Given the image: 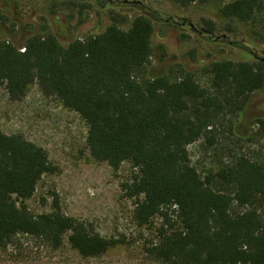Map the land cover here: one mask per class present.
Segmentation results:
<instances>
[{
	"label": "trees",
	"instance_id": "16d2710c",
	"mask_svg": "<svg viewBox=\"0 0 264 264\" xmlns=\"http://www.w3.org/2000/svg\"><path fill=\"white\" fill-rule=\"evenodd\" d=\"M78 1L100 7L108 2ZM172 1L186 7L211 0ZM218 1L223 19L246 24L264 9V0ZM111 13L101 29L70 37L66 25L57 23L62 26L56 30L50 24L58 20L55 14H41L36 27L0 8V86L18 100L36 83L84 120L85 144L95 160L113 169L131 164L121 189L134 199L137 225L152 229L144 246L150 257L165 264H264V161L242 154L202 177L187 149L198 139L213 145L218 120L264 93V61L213 59L205 66L209 86L180 64L175 72L152 75L153 14L138 12L124 27L125 17ZM204 24L208 32L215 30L213 22ZM19 27L28 31L16 43ZM254 122L264 132V118ZM52 169L41 146L0 128V247L28 234L53 248L66 240L82 257L102 255L119 240L56 203L40 213L27 207L38 181ZM154 218L160 219L157 225Z\"/></svg>",
	"mask_w": 264,
	"mask_h": 264
},
{
	"label": "rangeland",
	"instance_id": "374dc122",
	"mask_svg": "<svg viewBox=\"0 0 264 264\" xmlns=\"http://www.w3.org/2000/svg\"><path fill=\"white\" fill-rule=\"evenodd\" d=\"M218 6V0L186 7L172 0H108L103 7L78 0H0V8L7 14L13 13L21 22L30 21L36 27L41 24V14L49 13L50 18L55 14L58 20L50 24L54 29L66 25L70 37H84L101 29L111 22V12L125 17L124 27L138 12L153 14L150 73H162L168 68L175 72L180 64L193 71L204 86L211 84L205 66L213 59L252 61V54L264 58V9L256 22L246 24L223 19ZM81 7L82 17L77 14ZM80 18L83 23H78ZM181 18L198 26L209 20L215 31L208 39L192 32L188 25L175 23ZM27 31L19 27L18 35L12 39L20 42ZM222 33L227 38L216 39ZM238 42L249 49L238 48ZM255 117L264 118L262 92L254 93L243 111L218 120L219 136L213 145L203 139L188 144L190 162L202 177L242 154L264 161V132L254 122ZM0 128L24 135L47 152L53 169L42 176L34 194L25 201L32 212L49 211L56 203L64 213L90 222L103 236L119 240L100 256L82 257L66 240L53 248L36 237L18 234L6 247H0V264H165L144 251L152 239V229L137 225L133 218L134 199L126 197L121 189L122 181L131 174V164L124 162L113 169L107 162L95 160L86 147V124L78 113L44 95L36 83L28 85L18 100L10 99L4 86H0ZM153 222L157 225L160 219L154 218Z\"/></svg>",
	"mask_w": 264,
	"mask_h": 264
},
{
	"label": "flooded vegetation",
	"instance_id": "af4514ba",
	"mask_svg": "<svg viewBox=\"0 0 264 264\" xmlns=\"http://www.w3.org/2000/svg\"><path fill=\"white\" fill-rule=\"evenodd\" d=\"M177 24H181V25H188V27L192 30V32L194 33H198L200 35H204L205 37H207L208 39H210V37L213 35L214 31L212 32H208L205 29V24L204 22L202 23L201 26H198L197 24L192 23L188 18H181L180 22H175ZM220 38H227L226 34L222 33L221 35L216 36V39H220ZM229 43H232V41H229ZM244 49V48H243ZM254 56V58H258L264 61V59L256 54H252Z\"/></svg>",
	"mask_w": 264,
	"mask_h": 264
},
{
	"label": "water",
	"instance_id": "95a60500",
	"mask_svg": "<svg viewBox=\"0 0 264 264\" xmlns=\"http://www.w3.org/2000/svg\"><path fill=\"white\" fill-rule=\"evenodd\" d=\"M264 59V58H263Z\"/></svg>",
	"mask_w": 264,
	"mask_h": 264
}]
</instances>
